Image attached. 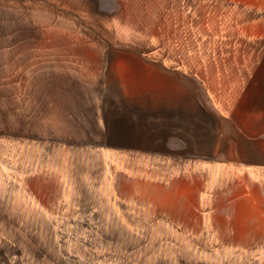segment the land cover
I'll use <instances>...</instances> for the list:
<instances>
[{"label":"rangeland","instance_id":"1","mask_svg":"<svg viewBox=\"0 0 264 264\" xmlns=\"http://www.w3.org/2000/svg\"><path fill=\"white\" fill-rule=\"evenodd\" d=\"M2 2L0 264H264V195L261 224L241 230L235 195L207 187L206 204L171 198L188 164L105 146L104 112L151 99L124 83L133 69L119 75L87 49L133 55L159 112L200 118L230 75L260 83L264 0Z\"/></svg>","mask_w":264,"mask_h":264},{"label":"crops","instance_id":"2","mask_svg":"<svg viewBox=\"0 0 264 264\" xmlns=\"http://www.w3.org/2000/svg\"><path fill=\"white\" fill-rule=\"evenodd\" d=\"M2 1L0 5L4 4ZM12 13L10 11L8 15ZM53 15L56 17L58 13ZM40 48L38 49L41 50ZM87 49L93 52L92 58L95 61L101 60L110 69H119V75L121 68H125L126 73L129 68L133 69V75L129 79L126 77L124 83L129 85L134 97L143 98L141 94L146 93L151 99L152 107H145L140 111L135 107L125 113L121 108L108 114L107 111L104 112V145L110 150L113 147L120 148L121 158L133 157L157 164H188L183 167L182 175L178 176L184 182L183 188L171 194L174 201L182 197L187 198L189 203L206 204L207 201L203 198L207 194L206 188H215L216 194L236 196L233 201L238 212L237 225L241 230L260 225L261 211L257 197L264 195V67L257 68L258 77L261 78L257 88L256 76H250L252 81H249L247 75L238 74L242 76L239 77L232 74L225 89L223 82L218 87L214 106H200L198 111L202 117L189 120L184 111L181 114L173 108L166 109V113L159 112L158 92L153 87L152 79L146 76L147 79H144L142 70L136 69L133 55L116 53V48H112L113 54L109 51L99 57L96 43L88 45ZM241 66L247 72L248 65ZM110 69L108 73L113 72ZM233 70L242 72L240 68ZM120 82L122 83V78ZM175 172L179 173L181 170L176 169L174 174ZM219 186L222 190L217 191ZM152 188L158 189V185H153ZM170 201L169 194L166 193L160 203L170 204Z\"/></svg>","mask_w":264,"mask_h":264}]
</instances>
